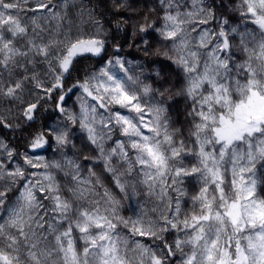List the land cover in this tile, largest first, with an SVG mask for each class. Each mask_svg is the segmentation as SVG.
Wrapping results in <instances>:
<instances>
[{
	"label": "snow or ice",
	"instance_id": "obj_1",
	"mask_svg": "<svg viewBox=\"0 0 264 264\" xmlns=\"http://www.w3.org/2000/svg\"><path fill=\"white\" fill-rule=\"evenodd\" d=\"M159 2L160 27L147 24L140 31L158 32L166 50L152 55L171 60L182 74L178 94L190 104L194 148L176 139L182 133L171 127L170 90L145 83L142 73L130 74L134 68L119 55L86 70L65 91L78 58L105 51L94 9L74 0H0V99L24 104L22 115L32 121L40 101L63 93L55 102L63 126L33 133L28 148L44 149L51 142L75 148L69 126L78 124L94 159L125 199L142 185L146 195L166 205L155 219L144 212L125 217L121 201L91 168L83 176L75 159L50 161L27 153L13 167L20 153L0 142V264H264V197L256 178L264 172V0H240L242 31L218 19L205 0H190L186 11L180 0ZM124 7L116 4L117 10ZM70 8L78 9L81 20L87 16L96 31L76 25ZM230 37L238 38L244 62L234 59ZM74 88L82 93L78 112L64 107ZM37 90L43 95L36 102L24 101ZM0 126L12 127L3 119ZM189 160L195 163L189 166ZM56 172L70 186L62 188ZM189 178L200 188L189 198L190 210L183 211L182 185ZM13 190L17 195L10 200ZM171 232L177 236L169 244L165 233ZM145 238L153 244L142 242Z\"/></svg>",
	"mask_w": 264,
	"mask_h": 264
},
{
	"label": "trees",
	"instance_id": "obj_2",
	"mask_svg": "<svg viewBox=\"0 0 264 264\" xmlns=\"http://www.w3.org/2000/svg\"><path fill=\"white\" fill-rule=\"evenodd\" d=\"M60 2L61 0H53V3L59 4ZM74 2L77 5L83 4L94 9L93 18L98 21L101 38L106 43L105 51L100 56L92 57L89 55L86 58H78L71 74L66 75L64 82L65 91L76 84L78 80L82 79L86 70H95L103 67L106 60L113 59L119 55L128 61L127 67L134 68V72L130 74L139 75L142 73L140 79L145 83L152 84L153 87L161 88V90L165 87L170 90L167 94L171 96V99L168 101L167 107L171 127L178 129L182 133L176 139H183L187 147L194 148V143L189 137L191 129V119L188 116V112L191 111L190 104L184 96L178 94L183 88L182 74L179 73L178 68L171 60H166L163 56L152 55L156 50L160 52L166 50V46L161 42L158 32L154 31L151 27L146 32L140 31L142 25L153 24L156 29L160 27L163 9L159 0H74ZM180 2L185 6L181 9L182 11L190 10V0H180ZM239 2L240 0H205L204 6L211 5L218 19L223 18L228 20L232 27L239 25L242 31L244 25L236 12ZM120 3L124 4L125 7L117 10L116 4ZM68 12L70 19L84 32L93 33L96 31L97 25L93 24L87 16L83 20L80 19L78 9L70 8ZM37 15L41 14L37 13ZM209 27L217 28L218 25L216 22H210ZM248 27L255 30L252 25H248ZM145 40L148 42L147 45L144 43ZM230 42L235 49L233 53L234 59L238 63L244 62L245 56L239 50L238 38L232 39L230 37ZM117 46H119V51H117ZM145 48H147V52ZM36 71L42 74L44 68L41 65H37ZM157 73H159V77H157ZM61 94L63 93L56 92L52 95L51 99L40 101V106L37 108L34 114L35 118L32 121L26 120L22 115L24 104L19 101L0 99V119L12 125L10 128L0 126V142L9 145V147L20 153V156L16 158L12 166L14 167L15 163H22L25 153L29 156H43L50 161H62L63 157L66 156L69 159L77 160L81 164L83 176H87V169L91 168L100 177L104 187L121 201V215L134 217L136 212H144L147 213V217L155 219L160 211L166 210V205L158 201L155 196L146 195L147 190L142 185H137L136 196H130L128 199H125L113 185L111 177L105 174L102 163L94 159L96 153L91 147L86 146V134L78 131V124L69 126L70 135L75 133V135H71L75 148L71 146L58 148L54 142H51V137H48L51 147L45 146L44 149L35 150L28 148V143L33 138V133L44 130L48 125L59 123L63 126L65 122L64 116L56 111L55 104L57 97ZM81 94L80 89L74 88L71 93L65 96L64 107L78 112V97ZM37 95H43V93L37 90L33 95H24L23 99L26 102H36L35 97ZM113 139H115V136ZM109 145H111V142H109ZM83 157H88L92 162L89 163ZM3 158L4 150L0 149V159ZM113 163L115 164L116 162L113 161ZM185 163L190 166L195 161L189 160L185 161ZM24 167L26 171H30L27 166ZM121 170H123V166H121ZM55 175L62 188L70 186V180L63 173L56 172ZM133 175L135 176V173ZM256 178L258 180V194L264 197V184L260 183L264 181V172L258 171ZM182 187L186 192L182 203V210L189 211L191 205L189 198L198 193L200 183L196 178H189L185 180ZM96 191L102 193L103 189L97 188ZM64 194L67 195L66 192ZM169 194L173 195L171 192ZM16 195V191L13 190V192L9 193V199H14ZM45 203L47 204V201ZM153 209H156V211L153 212ZM121 234L126 235V232L122 231ZM176 236L177 233L175 232L165 233V239L169 244L173 242ZM142 242L149 245L153 244V241L147 238L143 239ZM155 243L159 242L156 241ZM178 259L179 255L176 257L177 261Z\"/></svg>",
	"mask_w": 264,
	"mask_h": 264
},
{
	"label": "rangeland",
	"instance_id": "obj_3",
	"mask_svg": "<svg viewBox=\"0 0 264 264\" xmlns=\"http://www.w3.org/2000/svg\"><path fill=\"white\" fill-rule=\"evenodd\" d=\"M42 15V13H40Z\"/></svg>",
	"mask_w": 264,
	"mask_h": 264
}]
</instances>
